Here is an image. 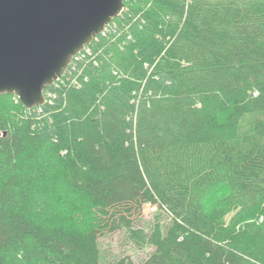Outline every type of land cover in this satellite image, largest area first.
<instances>
[{
	"label": "trees",
	"instance_id": "16d2710c",
	"mask_svg": "<svg viewBox=\"0 0 264 264\" xmlns=\"http://www.w3.org/2000/svg\"><path fill=\"white\" fill-rule=\"evenodd\" d=\"M90 47L0 94V264H264V0H123Z\"/></svg>",
	"mask_w": 264,
	"mask_h": 264
},
{
	"label": "water",
	"instance_id": "95a60500",
	"mask_svg": "<svg viewBox=\"0 0 264 264\" xmlns=\"http://www.w3.org/2000/svg\"><path fill=\"white\" fill-rule=\"evenodd\" d=\"M122 9L123 0H0V94L43 105L45 87Z\"/></svg>",
	"mask_w": 264,
	"mask_h": 264
},
{
	"label": "rangeland",
	"instance_id": "374dc122",
	"mask_svg": "<svg viewBox=\"0 0 264 264\" xmlns=\"http://www.w3.org/2000/svg\"><path fill=\"white\" fill-rule=\"evenodd\" d=\"M156 207L148 205L143 206V218L146 222L153 221ZM99 252L100 263L110 264L118 257L124 255L128 256L134 263H138L140 260L147 257L152 249L137 250L131 247L125 239L123 232H117L109 236H105L99 239Z\"/></svg>",
	"mask_w": 264,
	"mask_h": 264
},
{
	"label": "built area",
	"instance_id": "2783aa9c",
	"mask_svg": "<svg viewBox=\"0 0 264 264\" xmlns=\"http://www.w3.org/2000/svg\"><path fill=\"white\" fill-rule=\"evenodd\" d=\"M106 27L100 33L95 35L86 46H84L81 50H79L75 55H73L71 57V60L68 63V65H67L66 69L64 70V72L61 74V76L59 78H57L52 83V85H57V83L60 82L61 77H63L65 73L71 74V73L75 72L76 71V65L78 63L82 62L83 60H85L87 58L89 59L92 56V50H91V47H90V43L92 41H97V37L99 35H104ZM44 98H45V94H44ZM45 102H46V98H45L44 103Z\"/></svg>",
	"mask_w": 264,
	"mask_h": 264
}]
</instances>
